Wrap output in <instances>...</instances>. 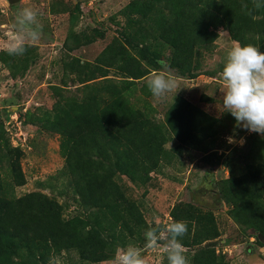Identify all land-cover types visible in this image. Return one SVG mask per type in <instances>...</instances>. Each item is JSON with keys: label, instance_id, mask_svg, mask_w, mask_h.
<instances>
[{"label": "rangeland", "instance_id": "rangeland-1", "mask_svg": "<svg viewBox=\"0 0 264 264\" xmlns=\"http://www.w3.org/2000/svg\"><path fill=\"white\" fill-rule=\"evenodd\" d=\"M133 1L0 0V42L17 9L41 25L23 55L0 51V212L37 213L0 218V264H112L129 245L168 264L144 250L157 221L186 223L189 264H264V137L235 128L227 142L235 119L220 76L232 45L264 51V0H242L253 14L227 23L214 13L224 26L182 69L155 12ZM161 62L179 89L157 101L144 81Z\"/></svg>", "mask_w": 264, "mask_h": 264}, {"label": "clouds", "instance_id": "clouds-1", "mask_svg": "<svg viewBox=\"0 0 264 264\" xmlns=\"http://www.w3.org/2000/svg\"><path fill=\"white\" fill-rule=\"evenodd\" d=\"M254 0V7H261ZM245 8L247 5L244 6ZM38 12L31 7L17 9L15 21L6 39L0 42V51L9 56H20L28 46L35 45L41 38V25ZM162 63V71L150 74L144 83L157 101H163L167 95L177 92L176 79L166 74L168 65ZM223 80V112L230 113L235 119L233 135L228 143H237L235 128L259 133L264 137V51L251 45H232L226 52L224 66L220 73ZM244 138L239 144L242 146ZM188 227L183 221L160 223L157 221L144 233V250H159L165 255L168 264H189L185 250L178 238L187 234ZM162 242V243H161ZM112 264H145L141 248L127 246L117 248Z\"/></svg>", "mask_w": 264, "mask_h": 264}, {"label": "trees", "instance_id": "trees-1", "mask_svg": "<svg viewBox=\"0 0 264 264\" xmlns=\"http://www.w3.org/2000/svg\"><path fill=\"white\" fill-rule=\"evenodd\" d=\"M161 1L135 0L130 7L140 8L139 13L143 16L155 12V25L161 28V37L174 49L173 57L179 62L177 65L181 69L184 67V61L191 56L192 50L196 46L198 48L204 45L202 43L216 37V30L223 25L221 21H226L225 23L229 21L230 12H233L232 16L241 9L251 12V15L254 12L253 6L249 5L245 8L242 0H165L166 4L158 7L157 4ZM162 8L164 11L166 10L167 14H164ZM214 13H218L222 20L214 18ZM238 25L241 27L242 23L239 22ZM143 56L146 57V54L143 53ZM124 132L126 133V131ZM128 137L127 133H123V138ZM79 170L81 175L89 174V170L85 167L79 166ZM9 204L6 206L7 212H0L1 219L4 217L13 218L15 213H19V209H21L23 212L20 215L25 217L26 223L37 222L36 208H18L15 203L9 202ZM16 224L20 225L19 222ZM2 235L4 236V233L0 231V246L3 244Z\"/></svg>", "mask_w": 264, "mask_h": 264}, {"label": "water", "instance_id": "water-1", "mask_svg": "<svg viewBox=\"0 0 264 264\" xmlns=\"http://www.w3.org/2000/svg\"><path fill=\"white\" fill-rule=\"evenodd\" d=\"M11 3H13V2H15V1H17V0H9ZM259 239L264 243V236L263 237H259Z\"/></svg>", "mask_w": 264, "mask_h": 264}]
</instances>
